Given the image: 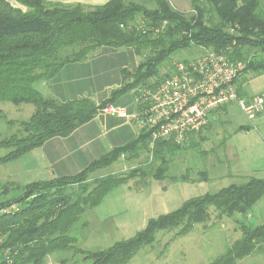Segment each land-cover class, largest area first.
Listing matches in <instances>:
<instances>
[{
    "label": "trees",
    "instance_id": "1",
    "mask_svg": "<svg viewBox=\"0 0 264 264\" xmlns=\"http://www.w3.org/2000/svg\"><path fill=\"white\" fill-rule=\"evenodd\" d=\"M16 1L25 9L0 0V102L32 104L34 111L26 120L15 121L6 119L0 110L7 124L19 125L15 133L0 135V149L6 150L0 164L18 159L51 138L67 137L107 105L118 106L119 99L131 92L134 102L136 88H153L170 74L171 69L160 75L159 67L179 50L203 45L228 60L244 62L234 81L242 98H246L243 85L264 73V0H190L193 13L189 15L168 0H154L155 8L129 0L95 6ZM96 49L100 53L127 49L142 56L131 73L124 74L125 84L112 89L98 104L88 97L58 101L35 87L36 82L52 79L64 65L83 60ZM220 111L225 112L226 106L213 111L214 119ZM194 136L181 143L157 140L150 148L149 134L139 130L134 139L113 147L77 173L22 185L0 182V209L17 206L13 212L0 213V264H44L52 253L71 249L83 253L89 264H126L140 247L154 241L158 230L180 227L177 234H185L208 219L210 207L229 216L246 214L264 195V177H249L240 184L191 197L175 210L149 218L132 237L106 249L75 248L69 231L79 216L125 179L107 175L88 182L92 171L110 166L120 156L138 157L143 151L152 161H159L153 176L162 179L176 151L186 149L184 144L189 142L190 147L198 144ZM238 225L241 236L212 264H235L263 250L264 223L252 226L238 221Z\"/></svg>",
    "mask_w": 264,
    "mask_h": 264
},
{
    "label": "rangeland",
    "instance_id": "2",
    "mask_svg": "<svg viewBox=\"0 0 264 264\" xmlns=\"http://www.w3.org/2000/svg\"><path fill=\"white\" fill-rule=\"evenodd\" d=\"M8 1L25 9L16 0ZM129 1L147 8L156 7L154 0ZM168 1L173 8L184 11L187 15L193 13L190 9L181 10L184 6H189V0ZM99 52L98 49L92 50L88 55L95 56ZM199 52L197 48L190 47L173 53L160 65V75L169 71L175 60L192 58ZM132 57L131 66L142 60V56L132 54ZM261 76L245 84V94L252 95L248 99L264 94L261 92L264 88L258 89L264 85V76ZM125 80L126 78H123L117 88L125 84ZM34 85L39 86L44 96L47 95L43 90L44 84ZM108 91L111 92V88ZM103 96L101 95V98ZM1 108L6 119L19 121L27 119L34 107L31 104L17 106L4 102ZM258 115L253 123H250L236 103L229 104L225 112H218L216 119L210 121L209 127L199 134H193L198 142L196 146L190 147L189 142L184 144L186 149L175 152L162 179L153 176L159 161H152L151 155L143 151L138 157L120 156L110 166L92 171L87 176L88 182H94L107 175L125 179L122 184L108 192L98 205L88 207L79 216L69 231L75 239V248L82 251L106 249L117 241L132 237L145 226L149 218L173 211L191 197L213 193L230 184H240L249 177H264L261 168L264 166V108ZM6 119L0 116L1 136H8L19 129L17 123L9 125ZM240 126L251 128L240 130ZM232 151L235 157L230 159V155H226ZM5 152L6 150L0 149V155ZM18 161L0 164V182L14 180L11 174L23 171ZM137 168L139 171L135 173L133 170ZM22 180L24 178L19 181ZM238 221L252 226L263 223L264 196L246 214L229 216L219 214L214 207H210L208 219L195 224L185 234H177L180 227L158 230L154 241L140 247L126 264H212L241 236ZM263 253L253 252L235 264H264ZM89 262L83 253L71 249L52 253L45 259L44 264Z\"/></svg>",
    "mask_w": 264,
    "mask_h": 264
},
{
    "label": "crops",
    "instance_id": "3",
    "mask_svg": "<svg viewBox=\"0 0 264 264\" xmlns=\"http://www.w3.org/2000/svg\"><path fill=\"white\" fill-rule=\"evenodd\" d=\"M47 1L81 3L87 6H95L103 4L108 0ZM190 8L191 4L187 7L184 6L181 10ZM132 60L131 51L127 49L99 52L95 56L88 55L83 60L70 62L64 65L52 79L36 83L44 84L43 90L47 93L45 97H51L58 101L88 97L98 104L109 95L110 91L108 89L111 88L112 90L118 87V83H121L125 73H131L133 68V65L131 66ZM261 75L249 79L247 83L255 80L257 77L259 78V76L263 78L264 73ZM245 84L243 85L244 87ZM36 88L39 92L41 91L39 86ZM261 88L263 89L264 85L258 89ZM261 92H264V90H261ZM131 93L128 96L120 98L118 104V106L126 108L128 113L134 111V102L130 97ZM101 95L104 96L101 98ZM245 95L247 98L252 96ZM2 103L4 102H0V110L3 112L4 110L1 108ZM244 129L246 130V127ZM138 133L139 128L133 120L130 121L123 117L99 112L92 120L76 128L67 137L51 138L42 146L16 159L19 160L18 162L20 163L18 164H21L24 172H14V174H11V177L15 179L9 182L26 184L32 181L49 180L77 173L92 160L99 158L113 147L123 145L134 139ZM229 155L230 159H233L235 157L234 151L226 156L229 157ZM261 168L264 171V166H261ZM236 169H238V166ZM22 178L24 180L20 182L19 180ZM262 252H264V246L260 253Z\"/></svg>",
    "mask_w": 264,
    "mask_h": 264
},
{
    "label": "built area",
    "instance_id": "4",
    "mask_svg": "<svg viewBox=\"0 0 264 264\" xmlns=\"http://www.w3.org/2000/svg\"><path fill=\"white\" fill-rule=\"evenodd\" d=\"M194 47L199 54L175 60L170 74L155 87L135 89L134 105L138 108L134 111L128 113L124 107L109 104L102 113L133 120L139 130L149 134L150 148L157 140L186 141L214 120V110L231 103H236L253 123L264 108V94L250 99L238 96L234 81L242 73L244 62L228 60L203 45ZM15 210L17 206L11 205L0 213Z\"/></svg>",
    "mask_w": 264,
    "mask_h": 264
},
{
    "label": "water",
    "instance_id": "5",
    "mask_svg": "<svg viewBox=\"0 0 264 264\" xmlns=\"http://www.w3.org/2000/svg\"><path fill=\"white\" fill-rule=\"evenodd\" d=\"M249 129V127H246V130H248Z\"/></svg>",
    "mask_w": 264,
    "mask_h": 264
}]
</instances>
